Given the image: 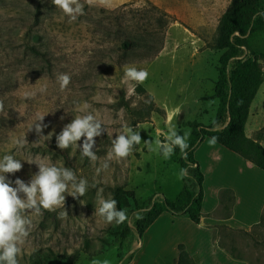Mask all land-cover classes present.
<instances>
[{"label": "rangeland", "instance_id": "rangeland-1", "mask_svg": "<svg viewBox=\"0 0 264 264\" xmlns=\"http://www.w3.org/2000/svg\"><path fill=\"white\" fill-rule=\"evenodd\" d=\"M81 3L84 14L70 20L52 0H0V158L12 154L23 163L8 178L13 187L17 178L29 182L39 168L26 160L40 156L70 168L89 185L78 199L65 194L63 208L39 215L26 212L32 228L19 264H93L105 259L110 264H151L129 262L139 243L138 222L146 221L155 201L165 196L175 200L185 187L196 188V182L183 166L179 147L165 160L150 152L145 141L164 140L155 136L157 128L167 132L173 127L180 135L190 130L188 142L199 125L220 129L228 124L216 92L227 51L221 46L219 24L232 0ZM168 18L173 20L162 27ZM243 40L230 69L240 59L257 58L264 79V28ZM126 65L149 73L143 84L129 82L134 85L131 94L124 82ZM61 73L71 77L63 91L57 82ZM81 109L93 112L106 128L95 138V163L78 146L62 150L57 145V135L83 114ZM39 117H44L42 135L50 139L40 140L36 132ZM125 127L139 130L141 143L126 159L108 161L112 140ZM245 131L264 145V80L250 105ZM18 139L26 141L22 149L15 144ZM104 163L107 169H102ZM181 168L188 170L183 180L177 178ZM98 190L127 211L128 221L109 224L95 214ZM123 190H132L134 196ZM233 199L231 193L224 195L221 214L231 213ZM61 212L67 215L61 217ZM214 228L219 246L249 264H264V211L248 228Z\"/></svg>", "mask_w": 264, "mask_h": 264}, {"label": "clouds", "instance_id": "clouds-1", "mask_svg": "<svg viewBox=\"0 0 264 264\" xmlns=\"http://www.w3.org/2000/svg\"><path fill=\"white\" fill-rule=\"evenodd\" d=\"M91 5L92 0H86ZM52 3L59 8L70 20H75L79 15L84 14V4L81 0H52ZM149 73L146 69H137L135 66H125L124 82L128 85L127 91L131 94L134 91V85L143 84L148 79ZM71 77L67 73H61L57 76L61 91L65 90L70 83ZM3 106L0 105V108ZM87 108V105L85 106ZM83 114L76 115L75 118L64 126L57 135V145L60 149H68L70 146H78L81 155L87 157L95 163L97 155L94 151L96 137L102 135L106 130L104 122L91 111L80 110ZM44 117H39L41 123L35 124V130L40 134V140L50 139L51 135L43 136L42 121ZM215 123V122H214ZM140 126L137 125V129ZM215 130V129H213ZM155 136H163L164 140L156 139L145 141L150 152L162 155L165 160L171 158L175 148L179 147L181 156L187 159V143L190 136V130L185 131L183 135L173 128L169 127L167 132L157 128ZM83 139L82 146L78 144ZM217 137H211L210 145H215ZM142 137L140 131H134L131 127H125L113 140L112 146L107 152L108 161L114 158L119 162L126 159L136 145L141 143ZM26 141L18 139L15 144L18 149L25 146ZM21 159H16L12 154H5L0 158V264H19L18 257L21 254L22 247L30 236L32 220L26 214L31 211L36 215L41 214V209L53 211L57 208H63L67 195L74 198L83 197L88 190V181L84 178H77L75 172L70 168L51 164L48 159L36 156L26 161L30 164L38 165L39 171L35 173L29 182L17 178L13 181L7 174H15L22 170L23 163ZM108 164L104 163L102 169H107ZM98 168L97 174L102 170ZM187 168L179 170L177 178L183 180L187 177ZM95 187V184L92 185ZM23 194V198L21 196ZM95 214L103 218L107 223L122 224L128 221L127 211L117 208V201L111 197L105 198L102 190L97 191ZM61 217L66 216V212L60 213ZM137 218L139 216L137 215ZM93 264H110L107 259L101 261L94 260Z\"/></svg>", "mask_w": 264, "mask_h": 264}, {"label": "crops", "instance_id": "crops-1", "mask_svg": "<svg viewBox=\"0 0 264 264\" xmlns=\"http://www.w3.org/2000/svg\"><path fill=\"white\" fill-rule=\"evenodd\" d=\"M210 138L206 137L195 150L205 176L201 222L162 212L139 238L129 262L179 264V245L184 244L197 264H249L217 244L214 225L248 228L261 220L264 170L218 141L210 145ZM226 193L234 199L231 213L223 215L220 212Z\"/></svg>", "mask_w": 264, "mask_h": 264}, {"label": "trees", "instance_id": "trees-1", "mask_svg": "<svg viewBox=\"0 0 264 264\" xmlns=\"http://www.w3.org/2000/svg\"><path fill=\"white\" fill-rule=\"evenodd\" d=\"M172 20L168 18L161 21V26H166ZM258 28H264V0H232L219 24L221 46L227 48V51L222 58L216 92L221 99V115L228 116L229 122L220 129L205 125L196 127L195 133L187 142V159L182 157L183 166L189 168L193 174L196 188L185 187L175 200L165 196L162 201H155L148 211L146 221L138 222L140 238L146 228L164 211L173 215H186L197 223L201 222L204 215L202 206L205 176L195 158V150L206 137H217L218 142L264 170V145L260 140L248 136L245 131L250 105L264 80L262 67L257 58L240 59L232 69L229 67L231 59L238 56V49L243 45V36ZM123 192L134 196L132 190ZM179 250V264H197L184 244L179 245Z\"/></svg>", "mask_w": 264, "mask_h": 264}, {"label": "bare ground", "instance_id": "bare-ground-1", "mask_svg": "<svg viewBox=\"0 0 264 264\" xmlns=\"http://www.w3.org/2000/svg\"><path fill=\"white\" fill-rule=\"evenodd\" d=\"M172 116H173V113H172V111H170L169 118H172Z\"/></svg>", "mask_w": 264, "mask_h": 264}]
</instances>
